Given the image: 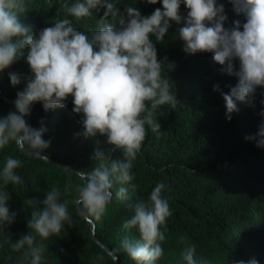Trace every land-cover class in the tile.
<instances>
[{"label":"trees","instance_id":"obj_1","mask_svg":"<svg viewBox=\"0 0 264 264\" xmlns=\"http://www.w3.org/2000/svg\"><path fill=\"white\" fill-rule=\"evenodd\" d=\"M74 2L25 0V10L18 13V19L29 29V34L67 18L77 30L91 35L105 9L93 10L91 17L77 20L62 7L64 3ZM110 2L116 4L125 17L127 6L137 7L142 16L151 15L156 8L163 10L162 0H157L156 4H149L147 0ZM216 3L224 7L225 28L234 27L236 20L241 21V25L246 22L245 17L235 11L232 0H216ZM188 11L181 3L180 14L186 16ZM170 23L163 40L156 41L155 36L150 39L163 65L161 75L169 80L179 104L176 109L163 105L157 110L161 133L157 136L146 126L147 137L133 162L135 179L125 185L114 181L110 189L113 198L104 217L99 221L93 219L98 240L117 260L93 238L89 221L79 215L75 202L76 187L83 184L77 172L92 171L99 164L94 158L95 151L107 153L113 146L106 143V137L84 136L83 114L73 112V97L69 96L65 107L50 109L42 126L45 129L42 138L49 142L47 148L33 150L24 145V150L10 141L0 149V172L6 157L19 159L21 166L15 171L23 181L5 186L0 178V191L9 193V212L15 213L11 223L0 224V264H28L23 260V250L15 252L11 247L32 231L28 221L33 208L25 202L28 199L42 202L53 188L61 190L60 202H66L73 223H65L59 236L51 235L47 239L33 232L35 243L45 246L42 264H136L123 249L122 241L135 243L140 235L135 228L124 225L134 215L133 206L146 202L158 182L166 185L162 195L168 199L172 215L161 228L165 234L164 241L160 242L164 254L155 264H187L182 255L183 240L195 245L196 264H231L236 260L247 264L253 258L258 264H264V147L257 146V133L264 124V115H261L264 87H257L252 104L238 102L239 111L233 112L231 120H227L222 93H229L238 78L222 71L224 65L215 62L212 53H186L184 41L178 35L183 20L180 24ZM22 51L26 53L27 48ZM234 64L238 69V61ZM10 73L20 74L21 83L13 86ZM30 76V66L23 57L0 71L2 92L10 100L7 102L0 95V118L17 111L13 101L17 93L24 90ZM214 85H218L219 90H214ZM25 119L31 127L39 128L45 121L42 102L34 103ZM112 158L124 159L120 150L112 153ZM68 183L71 188L65 194ZM121 186L128 188V199L116 195ZM39 207L42 209L43 204ZM97 256L103 259L97 260Z\"/></svg>","mask_w":264,"mask_h":264},{"label":"clouds","instance_id":"obj_2","mask_svg":"<svg viewBox=\"0 0 264 264\" xmlns=\"http://www.w3.org/2000/svg\"><path fill=\"white\" fill-rule=\"evenodd\" d=\"M147 3L156 4L157 0H147ZM181 3L189 10L186 16L180 14ZM232 3L246 20L242 25L241 21H234L232 28L224 27L227 16L223 5H218L216 0H162L163 10L156 8L148 16H142L137 7L127 6L126 17L110 0L64 3V11L77 20L91 17L93 10L105 9L97 29L89 35L77 30L67 18L29 34V29L18 19V13L25 10V0H0V71L21 57L31 69L27 86L17 93L14 102L17 111L0 118V149L10 141L27 149L47 148L49 142L42 138L45 129L31 127L25 117L30 115L36 102H42L44 110L50 111L65 107L68 97H73V112L83 114L84 136L106 137V143L113 146L107 153L95 151L94 158L99 164L92 171L77 172L83 181L76 187L79 215L88 221L101 220L112 201L110 189L114 181L125 185L135 179L133 162L147 137L146 126L159 136L161 125L156 119L157 110L163 105L176 109L179 104L169 80L161 75L163 65L158 61L150 36L161 41L170 22L180 24L183 20V26L178 29L179 38L184 41L183 50L190 54L212 53L214 61L224 65L222 71L238 78L229 93H222L227 120L239 111L238 102L252 104L257 87H264V0H232ZM25 47L26 53L22 51ZM234 61H238V69ZM10 81L13 86L20 84L21 75L10 73ZM214 90H219V86L214 85ZM257 136V146L264 147V124ZM117 150L124 159L112 158ZM20 166L19 159L6 157L0 172L5 186L23 182L15 171ZM130 186L136 188L135 184ZM70 188L71 183L65 185V194ZM165 188L163 182H158L146 202L133 206L134 215L125 222V228H135L140 235L135 243L122 241L123 249L136 264H155L164 254L160 242L164 241L165 234L161 228L172 215L169 201L162 195ZM127 193L128 188L121 186L116 195L128 199ZM60 197L61 190L53 188L42 202L34 199L25 202L33 208L28 221L32 231L11 247L15 252L23 250V260L28 264H42L45 252L43 244L35 243L33 232L47 239L51 235L59 236L65 223H73L67 204L60 202ZM8 199L9 193L0 191V224L11 223L15 217L14 212H9ZM182 242L185 261L196 264L195 245L186 240ZM96 259L102 260L103 256ZM231 264H245V261L236 260ZM247 264H258V261L253 258Z\"/></svg>","mask_w":264,"mask_h":264},{"label":"water","instance_id":"obj_3","mask_svg":"<svg viewBox=\"0 0 264 264\" xmlns=\"http://www.w3.org/2000/svg\"><path fill=\"white\" fill-rule=\"evenodd\" d=\"M26 86H27V84H26ZM26 86H25V87H26ZM0 95H1V97H2L5 101H7V102L10 101L9 98L6 97V95L4 94V92H2L1 86H0ZM13 102H15V100H14ZM48 114H49V110L45 111V121H44V123H43L39 128H37V130L41 129L42 126H44V125L46 124ZM21 148H23V149L25 150V147H24L23 145H21ZM43 158L47 159L48 161H51V162L56 163V161H53V160H51V159L48 158V157L43 156ZM89 222H90V223H89V224H90V230H91V233H92L93 238L96 240L97 243L101 244V245H102V246H103V247H104V248H105V249H106L111 255L114 256V253H113L112 251H110L108 248H106V247L104 246V244H102V243L100 242V240H98L97 235H96V229H97V225H96V223H95L92 219H90ZM114 258L117 260V257H116V256H114Z\"/></svg>","mask_w":264,"mask_h":264}]
</instances>
